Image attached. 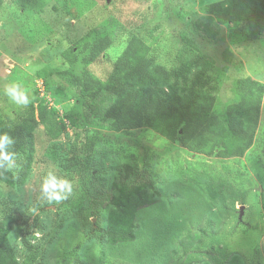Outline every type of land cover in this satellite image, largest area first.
Here are the masks:
<instances>
[{"label":"rangeland","instance_id":"374dc122","mask_svg":"<svg viewBox=\"0 0 264 264\" xmlns=\"http://www.w3.org/2000/svg\"><path fill=\"white\" fill-rule=\"evenodd\" d=\"M0 1V125L14 127L30 104L48 105L63 122L54 139L39 126L24 185L0 184V221L20 264H226L234 256L264 264V97L252 147L241 156L207 157L181 148L159 127L111 117L116 100L91 91L82 97L69 79L105 81L136 35L167 66L182 62L192 73L212 74L222 110L234 101L239 79L264 85V34L253 37L209 14L219 0ZM92 31L114 42L84 64L77 56ZM11 84L28 92L27 106L9 100L4 89ZM124 164L137 176L152 174L156 204L138 213L133 242L112 245L107 203ZM49 172L72 184L68 199L42 197Z\"/></svg>","mask_w":264,"mask_h":264},{"label":"trees","instance_id":"16d2710c","mask_svg":"<svg viewBox=\"0 0 264 264\" xmlns=\"http://www.w3.org/2000/svg\"><path fill=\"white\" fill-rule=\"evenodd\" d=\"M207 12L228 26H244L253 37L264 34V0H219L210 4ZM113 42L111 36L99 38L92 31L83 39L77 57L91 64ZM69 79L82 97L91 91L98 99L116 100L120 107L109 109L111 117L128 116L135 128L159 127L160 133L181 148L207 157L243 155L252 147L260 124L263 84L250 77L239 79L233 87L234 101L221 110L217 95L220 86L212 74L202 70L192 73L182 62L177 67L167 66L156 50L136 35L129 38L105 81L73 74ZM62 123L48 105L30 104L27 115L14 127L0 125V134L7 133L15 140L9 150L19 154L15 169L0 170V184L11 188L24 185L36 160L35 133L39 126H47V135L54 139ZM143 172L147 176H137L131 165L124 164L113 184L106 231L112 245L133 242L138 213L156 204L152 174ZM9 234V227L0 221V264H20ZM226 264L253 263L234 256Z\"/></svg>","mask_w":264,"mask_h":264},{"label":"clouds","instance_id":"9594fccd","mask_svg":"<svg viewBox=\"0 0 264 264\" xmlns=\"http://www.w3.org/2000/svg\"><path fill=\"white\" fill-rule=\"evenodd\" d=\"M9 100L20 106H27L31 100L28 92L19 84H11L4 89ZM15 144L13 137L7 133L0 134V170L9 172L18 165L16 160L18 153L9 149ZM42 197L48 203L61 202L68 199L73 193L72 184L54 172H49L40 185Z\"/></svg>","mask_w":264,"mask_h":264},{"label":"water","instance_id":"95a60500","mask_svg":"<svg viewBox=\"0 0 264 264\" xmlns=\"http://www.w3.org/2000/svg\"><path fill=\"white\" fill-rule=\"evenodd\" d=\"M243 214V210H241V215Z\"/></svg>","mask_w":264,"mask_h":264},{"label":"built area","instance_id":"2783aa9c","mask_svg":"<svg viewBox=\"0 0 264 264\" xmlns=\"http://www.w3.org/2000/svg\"><path fill=\"white\" fill-rule=\"evenodd\" d=\"M51 102V101H50ZM48 104H49V102H48ZM50 107H52V106H50Z\"/></svg>","mask_w":264,"mask_h":264}]
</instances>
